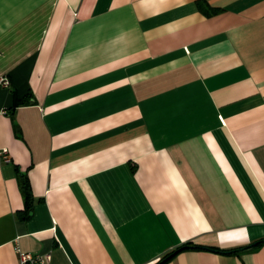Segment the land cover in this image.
<instances>
[{"label":"crops","instance_id":"0c3cea01","mask_svg":"<svg viewBox=\"0 0 264 264\" xmlns=\"http://www.w3.org/2000/svg\"><path fill=\"white\" fill-rule=\"evenodd\" d=\"M4 77L0 264H264V0H0Z\"/></svg>","mask_w":264,"mask_h":264},{"label":"built area","instance_id":"2783aa9c","mask_svg":"<svg viewBox=\"0 0 264 264\" xmlns=\"http://www.w3.org/2000/svg\"><path fill=\"white\" fill-rule=\"evenodd\" d=\"M0 82L5 87L10 86V81L6 77L1 78ZM0 156L4 162H9L11 160L7 148L1 149ZM18 253H19V264H47L52 259L51 251L32 253V252H24L18 249Z\"/></svg>","mask_w":264,"mask_h":264},{"label":"trees","instance_id":"16d2710c","mask_svg":"<svg viewBox=\"0 0 264 264\" xmlns=\"http://www.w3.org/2000/svg\"><path fill=\"white\" fill-rule=\"evenodd\" d=\"M202 3H203L202 1H198L199 5H202ZM214 12H216V9L215 10L211 9V13H214ZM19 182H20L21 190H22L23 195H24L25 200H26L27 210H28V209L31 208V202H32V193H31V189H30V184H29V181H28V179H27V177L25 175H20L19 176ZM260 242L262 243L263 241H259L258 243H260ZM187 248H205V249H208V250H214L212 248L193 246V245H190V243H188V244L182 245V246L172 250L168 254L164 255V257H162L155 264H164L166 261H168L171 257L176 255L178 252L183 251V250H185ZM236 251L237 250H233V252H236Z\"/></svg>","mask_w":264,"mask_h":264},{"label":"water","instance_id":"95a60500","mask_svg":"<svg viewBox=\"0 0 264 264\" xmlns=\"http://www.w3.org/2000/svg\"><path fill=\"white\" fill-rule=\"evenodd\" d=\"M253 245H256V243H253Z\"/></svg>","mask_w":264,"mask_h":264}]
</instances>
